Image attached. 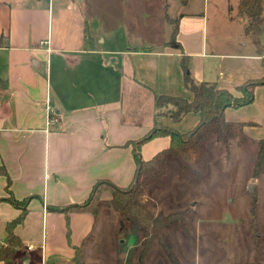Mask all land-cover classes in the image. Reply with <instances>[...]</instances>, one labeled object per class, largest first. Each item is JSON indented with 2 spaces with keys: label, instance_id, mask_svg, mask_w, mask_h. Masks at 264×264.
<instances>
[{
  "label": "crops",
  "instance_id": "1",
  "mask_svg": "<svg viewBox=\"0 0 264 264\" xmlns=\"http://www.w3.org/2000/svg\"><path fill=\"white\" fill-rule=\"evenodd\" d=\"M46 1L48 5L0 0V80L5 83L0 87V165L8 172L13 195L29 198L27 214L14 229L22 246L0 264H75L74 246L80 249L82 264H92L85 241L103 202L95 213L92 203L73 205L82 204L99 180L117 187L131 183L136 164L125 143L142 137L155 120L180 132L198 121L195 112L178 122L156 115L155 94L192 98L183 85L181 55L188 58L196 81L235 94L244 81L264 75L252 42L247 50L216 53L219 43L213 40L209 47L199 40L195 15H178L176 40L181 48L105 49L88 43L82 13L72 5L54 13L52 0ZM243 22L247 24L245 17ZM262 93L264 84L255 87L252 103L224 110L225 118L241 129H260L256 141L264 136L263 97L257 106ZM167 144L166 136L146 142L141 159ZM5 185L0 175V246L5 244L6 223L19 214L2 199ZM51 206L69 209L65 214ZM117 228L119 232V219ZM112 260L115 264L116 257Z\"/></svg>",
  "mask_w": 264,
  "mask_h": 264
},
{
  "label": "rangeland",
  "instance_id": "2",
  "mask_svg": "<svg viewBox=\"0 0 264 264\" xmlns=\"http://www.w3.org/2000/svg\"><path fill=\"white\" fill-rule=\"evenodd\" d=\"M41 3L48 5L46 0ZM51 4L54 13L69 5L82 13L88 43L103 44L105 49L175 48L167 44L169 20L181 13L196 16L199 40L209 47L213 40L219 43L216 53L247 50L251 45L239 0H52ZM262 6L264 15V0ZM261 29L263 43L264 16ZM242 42H247L244 48ZM187 66L189 70V61ZM262 97L264 93L258 95L257 106ZM240 126L231 122L226 143L217 141L214 134L208 137L211 160L205 177L180 173L177 159L170 156L164 175L141 188L139 199L152 215L175 218L161 236L150 240L144 253L146 239L141 235L136 241L131 236L125 239L117 232L118 213L102 203L85 241L92 264H112L113 256L115 264H264V160L258 174H253L259 151V141L253 137L261 131ZM250 182L254 197L247 190ZM109 195L108 189L100 188L91 210Z\"/></svg>",
  "mask_w": 264,
  "mask_h": 264
},
{
  "label": "trees",
  "instance_id": "3",
  "mask_svg": "<svg viewBox=\"0 0 264 264\" xmlns=\"http://www.w3.org/2000/svg\"><path fill=\"white\" fill-rule=\"evenodd\" d=\"M239 12L246 18V31L255 47L256 53L261 57V64L264 67V45L261 41V21H262V0H239ZM172 24L170 39L167 44L176 48H181L176 40L177 19L169 20ZM5 43L1 38V43ZM188 58L183 54L180 57V66L183 70V85L192 92L190 100L179 95L155 94L154 104L156 115L168 116L171 121H179L186 113L195 112L198 114V121L189 130L180 132L169 126L163 125L155 120L149 130L139 139L127 141L126 146H131L132 155L136 164V171L131 183L126 187H117L105 180L97 181L88 198L80 205H73L74 208L87 206L91 203L95 193L102 187L110 191L107 199L101 202L114 209L119 215V232L124 238L132 237L135 241L141 235L146 242L143 246V253L150 240L161 236L162 229L175 221L172 215L162 216L152 215L139 199L141 188L153 178H160L165 173L167 160L173 156L178 161L180 173H191L203 178L209 170L211 153L206 148V141L211 134L215 139L226 143L230 136L231 122L224 116L227 107L239 108L251 103L254 99V90L258 85L264 84V75L260 78L248 79L238 85L234 92L221 88L215 83L196 81L190 74L187 66ZM5 83L0 80V87ZM166 106V111L162 109ZM168 137L166 147L158 150L148 159L142 160L140 156L141 147L146 142L157 137ZM264 160V136L259 140V151L254 167V176L258 174ZM141 168L138 169L139 165ZM0 175L6 178V196L2 199L11 203L19 209V214L8 221L5 225V244L0 246V262L9 261L17 248L22 246V241L15 232V227L22 223L27 214V204L29 198L17 199L10 189V177L6 168L0 165ZM99 202L92 207V212H96ZM52 210L67 214L69 207L51 206ZM69 242V228L66 231ZM125 240L120 244L124 246ZM73 261L75 264H82L80 249L74 246Z\"/></svg>",
  "mask_w": 264,
  "mask_h": 264
},
{
  "label": "water",
  "instance_id": "4",
  "mask_svg": "<svg viewBox=\"0 0 264 264\" xmlns=\"http://www.w3.org/2000/svg\"><path fill=\"white\" fill-rule=\"evenodd\" d=\"M142 166V164L139 165L138 169H140ZM248 192L251 194V196L254 197V183L250 182L248 184V188H247Z\"/></svg>",
  "mask_w": 264,
  "mask_h": 264
},
{
  "label": "built area",
  "instance_id": "5",
  "mask_svg": "<svg viewBox=\"0 0 264 264\" xmlns=\"http://www.w3.org/2000/svg\"><path fill=\"white\" fill-rule=\"evenodd\" d=\"M45 43H47V41H40V44H45Z\"/></svg>",
  "mask_w": 264,
  "mask_h": 264
}]
</instances>
